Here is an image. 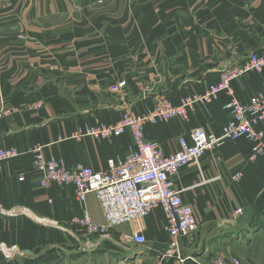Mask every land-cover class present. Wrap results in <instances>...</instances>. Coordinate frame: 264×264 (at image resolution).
<instances>
[{
	"label": "crops",
	"instance_id": "1",
	"mask_svg": "<svg viewBox=\"0 0 264 264\" xmlns=\"http://www.w3.org/2000/svg\"><path fill=\"white\" fill-rule=\"evenodd\" d=\"M262 49L264 0H0V149L19 153L0 163V245L13 251L0 252V264H176V255L210 264L218 252L264 264L256 257L258 247L264 251V214L248 223L264 191V156L251 159L255 141L227 143L181 168L173 181L185 189L197 231L173 241L157 207L143 220L141 246L129 225L88 233L75 222L86 214L104 225L95 195L80 202L72 185L41 187L31 152L41 145L67 167L101 170L127 155L130 133H75L114 124L127 108L145 113L156 97L177 104L204 94L225 68ZM230 88L249 104L264 93V71ZM229 99L222 92L194 103L185 119L146 124L144 137L170 154L195 128L219 134ZM237 209L243 213L234 216Z\"/></svg>",
	"mask_w": 264,
	"mask_h": 264
},
{
	"label": "built area",
	"instance_id": "2",
	"mask_svg": "<svg viewBox=\"0 0 264 264\" xmlns=\"http://www.w3.org/2000/svg\"><path fill=\"white\" fill-rule=\"evenodd\" d=\"M249 71H264V49L251 54L237 65L229 66L222 72L219 83L201 95L180 98L177 104L166 98L156 97L152 108L145 113L137 114L125 109L120 119L114 124H97L87 126L78 131L74 137L91 136L108 139L128 131L132 145L123 159H109L106 167L94 170L91 167L76 164L67 167L56 158L45 157L43 147H32L33 167L39 174V185L57 186L72 185L74 196L85 202L89 194L95 195L104 225H97L88 215L77 222L88 233H99L103 229L120 225H129L130 240L134 245H144L146 237L143 233V220L154 208L162 209L167 231L173 241L179 238H190L198 229V223L192 207L183 199L184 188L175 186L173 178L179 170L189 164L198 163L207 153L220 149L227 143L241 140L255 141L251 159L264 156V93L249 104L240 102L231 93L230 82ZM226 92L230 99L226 105L230 119L219 134L207 133L203 128H195L189 136H179L177 149L164 154L160 148L144 137V125L164 121L174 117L185 119L194 103L206 102ZM260 123L262 128L255 130ZM12 148L0 149V163L18 156ZM234 176V175H233ZM238 175L235 174L233 179ZM237 209L234 216L242 214ZM3 256L12 255L11 249L0 245ZM168 250L165 256L176 255ZM176 264H187L186 259L175 256ZM210 264H243L230 252L215 253Z\"/></svg>",
	"mask_w": 264,
	"mask_h": 264
},
{
	"label": "water",
	"instance_id": "3",
	"mask_svg": "<svg viewBox=\"0 0 264 264\" xmlns=\"http://www.w3.org/2000/svg\"><path fill=\"white\" fill-rule=\"evenodd\" d=\"M264 214V191L255 200L254 206L250 210L249 222H253L256 217Z\"/></svg>",
	"mask_w": 264,
	"mask_h": 264
},
{
	"label": "rangeland",
	"instance_id": "4",
	"mask_svg": "<svg viewBox=\"0 0 264 264\" xmlns=\"http://www.w3.org/2000/svg\"><path fill=\"white\" fill-rule=\"evenodd\" d=\"M254 227V226H253ZM244 236H245V234H244ZM244 241H246L245 239H244ZM263 243V242H262ZM242 250L245 252L246 251V248H242ZM138 254V253H137ZM140 254H142V253H140ZM146 254V253H145ZM166 253L164 252V255H165ZM242 254H245V253H242ZM142 256V255H141ZM145 256H147V255H145ZM264 256V251L261 249V247H258V249H257V252H256V257L259 259V260H261L260 258H262ZM157 259V258H156ZM155 260H153V264L155 263L154 262Z\"/></svg>",
	"mask_w": 264,
	"mask_h": 264
}]
</instances>
